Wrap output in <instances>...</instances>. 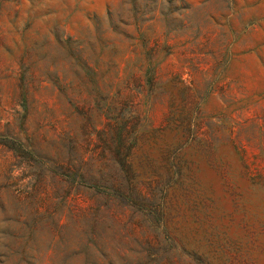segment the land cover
Wrapping results in <instances>:
<instances>
[{"label": "rangeland", "instance_id": "1", "mask_svg": "<svg viewBox=\"0 0 264 264\" xmlns=\"http://www.w3.org/2000/svg\"><path fill=\"white\" fill-rule=\"evenodd\" d=\"M0 264H264V0H0Z\"/></svg>", "mask_w": 264, "mask_h": 264}]
</instances>
